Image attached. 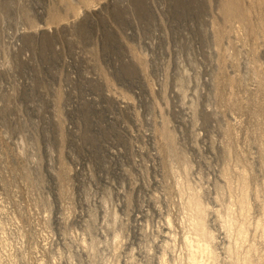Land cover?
I'll return each mask as SVG.
<instances>
[{"label":"rangeland","instance_id":"374dc122","mask_svg":"<svg viewBox=\"0 0 264 264\" xmlns=\"http://www.w3.org/2000/svg\"><path fill=\"white\" fill-rule=\"evenodd\" d=\"M195 193L264 264V0H0V264H192Z\"/></svg>","mask_w":264,"mask_h":264},{"label":"bare ground","instance_id":"6f19581e","mask_svg":"<svg viewBox=\"0 0 264 264\" xmlns=\"http://www.w3.org/2000/svg\"><path fill=\"white\" fill-rule=\"evenodd\" d=\"M247 202V194L244 190L240 199V203L242 205V212L244 215L247 211ZM188 206L192 209L191 222L196 234V239L188 238L189 259L192 264H211L208 263V260L205 259V256L209 259H215L216 254L211 247V240H213L214 235L208 230L207 227L206 208L196 193L190 195L188 200ZM258 226L261 227L264 231V220L260 221L258 223ZM227 227L228 231H234V229L236 230L237 246L246 241L247 229L244 220L236 221L234 217H231V215H229V218L227 220ZM250 252L239 257L237 259V264H252L253 260L250 255ZM237 255H239V253H237Z\"/></svg>","mask_w":264,"mask_h":264}]
</instances>
